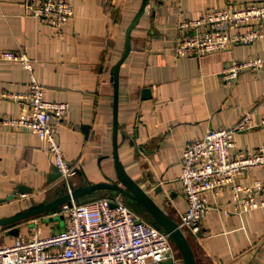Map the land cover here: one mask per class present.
<instances>
[{
  "label": "crops",
  "instance_id": "obj_1",
  "mask_svg": "<svg viewBox=\"0 0 264 264\" xmlns=\"http://www.w3.org/2000/svg\"><path fill=\"white\" fill-rule=\"evenodd\" d=\"M140 1L71 0L73 16L55 28L27 15L23 0H0V198L19 185L29 187L28 192L0 202V217L52 197L60 185L53 159L38 135L2 122L21 111L14 94L28 88L29 71L3 59L1 53L21 51L32 57L45 97L68 102L56 138L64 157L81 171L75 172L73 183L85 182L86 177L99 181L98 164L105 172L113 170L111 73ZM231 2L264 0H148L119 70V156L129 174L177 221L186 209L179 175L187 143L210 128L232 125L253 107L254 122L264 114V22L263 35L250 44L202 55L175 52L178 21ZM251 56L263 60L259 70L224 79L222 71L231 61ZM145 87L150 96L144 97ZM235 140L247 149L262 145L264 126L237 131ZM237 180L260 183L254 194L259 205L243 211L228 192H207L211 207L198 231L190 230L199 264H264V166L253 167ZM45 217L18 224L17 235L0 227V246L33 227L48 235L64 225V218L57 223L44 221Z\"/></svg>",
  "mask_w": 264,
  "mask_h": 264
},
{
  "label": "built area",
  "instance_id": "obj_2",
  "mask_svg": "<svg viewBox=\"0 0 264 264\" xmlns=\"http://www.w3.org/2000/svg\"><path fill=\"white\" fill-rule=\"evenodd\" d=\"M23 5L27 15L55 28L74 13L71 0H23ZM263 22L264 3L238 2L181 19L177 24V54L202 55L237 43L250 44L263 35ZM243 25L246 29H239ZM1 56L29 71L28 88L14 94L21 103V111L4 117L2 122L37 134L59 177L70 189L77 168L64 157L56 138L69 109L68 102L45 97V86L34 74V59L24 52L5 50ZM262 66L260 57L251 56L231 61L222 74L230 81L244 70H259ZM255 111L253 107L230 126L208 129L183 149L179 181L186 209L178 221L182 229L198 231L201 219L211 207L207 192H228L243 211L259 205L254 194L260 183L244 184L237 178L253 167L264 166V144L247 149L237 146L235 140L237 131L264 126V114L254 122ZM60 210L64 213L60 230L41 235L40 229L33 227L28 234L15 237L11 243L0 246V264H148L161 262L177 251L167 232L132 210L120 196L64 204Z\"/></svg>",
  "mask_w": 264,
  "mask_h": 264
},
{
  "label": "water",
  "instance_id": "obj_3",
  "mask_svg": "<svg viewBox=\"0 0 264 264\" xmlns=\"http://www.w3.org/2000/svg\"><path fill=\"white\" fill-rule=\"evenodd\" d=\"M147 4L148 0H141L136 13L128 23L125 29L123 52L115 62L111 73L113 86L111 139L112 172L105 173L103 171L104 178L99 181L86 180L82 183H72L69 190H67L68 188L64 184L57 186L52 197H48L47 199L30 204L23 209L0 217V227L8 228V234L17 235L19 233L18 224L28 219L55 213L64 204L72 205L73 202L79 203L82 199L101 191L103 192L102 194H106L110 198H115L117 196L122 197L126 204L137 213H139V211H145L147 213L146 220L149 223L164 230L170 235L176 246L177 254L166 257L163 260V264H199L192 243L184 230L179 227L178 221L169 215L153 196L129 174L125 164L119 156V70L121 64L131 50V32L145 13ZM143 95L144 97L150 96V89L148 87L143 89ZM83 128L84 131H86L87 125H83ZM100 167H102L101 164ZM76 171L81 173L79 169H76ZM57 175H59L58 172ZM159 188L160 187H157L155 191H158ZM28 191L29 187L19 185L12 193L0 198V202L14 199L17 194L26 193Z\"/></svg>",
  "mask_w": 264,
  "mask_h": 264
},
{
  "label": "rangeland",
  "instance_id": "obj_4",
  "mask_svg": "<svg viewBox=\"0 0 264 264\" xmlns=\"http://www.w3.org/2000/svg\"><path fill=\"white\" fill-rule=\"evenodd\" d=\"M178 23H179V21H178ZM177 23V24H178ZM177 41H178V36H177ZM176 44H177V42H176ZM175 52L176 53H179L177 50H176V45H175ZM26 54V53H25ZM27 55V54H26ZM28 56V55H27ZM30 58H32V57H30ZM33 59V58H32ZM35 61V60H34ZM35 74V73H34ZM36 76V75H35ZM54 163V162H53ZM74 164V163H73ZM97 164H98V162H97ZM54 166H55V164H54ZM56 167V166H55ZM98 169H99V171H100V177H99V179H103L104 177H103V171L104 170H102L103 168L102 167H100L99 166V164H98ZM56 170H57V168H56ZM58 172V171H57ZM105 172V171H104ZM105 173H108V172H105ZM76 175V174H75ZM59 176V175H58ZM86 180H94V179H87V177H86ZM72 181H73V178H72ZM59 183H60V185H62V184H64L63 182H62V180H61V178H59ZM59 185V186H60ZM65 185V184H64ZM66 186V185H65ZM67 190H69V188L67 189ZM102 193L103 192H99V193H96V194H94V195H96V196H98V195H102ZM94 195H91V196H88V198H92V197H94ZM48 196H50V195H48ZM47 196V197H48ZM85 200H87V198H84V199H82L80 202H84ZM64 213L60 210V208L55 212V213H52V214H47L46 215V217L44 218V221H48L49 219H52L53 220V222L54 221H56L57 223L59 222V221H61L64 217ZM184 230V232L186 233V235L188 236V238L190 239V241L192 242V237H193V234H192V232L190 231V229H183Z\"/></svg>",
  "mask_w": 264,
  "mask_h": 264
},
{
  "label": "trees",
  "instance_id": "obj_5",
  "mask_svg": "<svg viewBox=\"0 0 264 264\" xmlns=\"http://www.w3.org/2000/svg\"><path fill=\"white\" fill-rule=\"evenodd\" d=\"M101 196L108 197V195L102 194V195H98V196L94 195V197H92V198H88V197H86V198L89 201V200H92V199H95V198H98V197H101ZM87 200H85V201H87ZM139 213L142 214L145 218H147V213L145 211H139Z\"/></svg>",
  "mask_w": 264,
  "mask_h": 264
}]
</instances>
